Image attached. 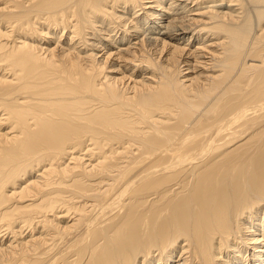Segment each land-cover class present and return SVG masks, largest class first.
<instances>
[{
	"label": "bare ground",
	"instance_id": "6f19581e",
	"mask_svg": "<svg viewBox=\"0 0 264 264\" xmlns=\"http://www.w3.org/2000/svg\"><path fill=\"white\" fill-rule=\"evenodd\" d=\"M0 264H264V0H0Z\"/></svg>",
	"mask_w": 264,
	"mask_h": 264
},
{
	"label": "rangeland",
	"instance_id": "374dc122",
	"mask_svg": "<svg viewBox=\"0 0 264 264\" xmlns=\"http://www.w3.org/2000/svg\"><path fill=\"white\" fill-rule=\"evenodd\" d=\"M96 54H98V56H101L102 55V53L100 54V53H98V52H96ZM110 62V61H109ZM107 64H109V63H107Z\"/></svg>",
	"mask_w": 264,
	"mask_h": 264
}]
</instances>
